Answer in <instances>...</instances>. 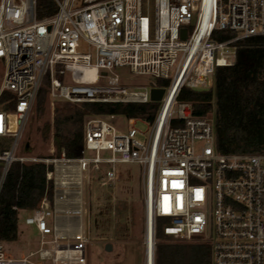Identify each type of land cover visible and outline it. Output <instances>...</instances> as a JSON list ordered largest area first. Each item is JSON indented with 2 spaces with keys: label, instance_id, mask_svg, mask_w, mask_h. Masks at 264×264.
<instances>
[{
  "label": "built area",
  "instance_id": "obj_1",
  "mask_svg": "<svg viewBox=\"0 0 264 264\" xmlns=\"http://www.w3.org/2000/svg\"><path fill=\"white\" fill-rule=\"evenodd\" d=\"M54 2L56 11L39 18L38 0H0V98L5 91L14 96L13 109L0 104V140L12 142L0 153V191L14 161L51 165L47 180L54 191L81 186L83 172L91 176L104 168L107 179L114 180L118 163H137L145 183L146 257L147 227L152 225L153 264L158 220L164 221V234L177 240H207L212 264H264V153H220L213 118L195 116L188 102L177 101L184 85L209 88L217 67L234 65L241 39L264 36V0ZM215 31L232 35L218 40ZM82 44L86 53L80 51ZM118 67L148 80L126 85ZM87 70H94L96 78H86ZM150 77L170 79V84ZM46 78L52 101L73 104L148 103L152 88L166 91L154 121L129 118L126 132L114 124L116 115H87L78 157H68L65 149L53 157L17 156L27 116ZM137 120L150 125L148 136L134 127ZM54 214L44 197L25 218L41 233L40 247L29 253L40 261L31 264L49 258L52 264H86L84 233L75 234L74 241L60 240L47 221ZM52 233L53 239L45 238ZM29 256L8 257L0 240V264H29Z\"/></svg>",
  "mask_w": 264,
  "mask_h": 264
},
{
  "label": "trees",
  "instance_id": "obj_2",
  "mask_svg": "<svg viewBox=\"0 0 264 264\" xmlns=\"http://www.w3.org/2000/svg\"><path fill=\"white\" fill-rule=\"evenodd\" d=\"M56 9L54 0H38L39 18L51 15ZM231 35V32L215 31L213 37L224 40ZM238 45L235 64L217 67L211 87L192 88L184 85L177 101L188 102L195 116L213 113L215 144L220 153H264V36L241 39ZM45 82L49 83V78ZM43 86L38 92L42 101L46 91ZM0 104L13 109V94L5 91ZM160 107V102L155 101L67 103L66 111L57 115L53 124L47 122L44 125L43 138L51 137L54 147L48 157L59 156L63 149L70 158L80 155L87 115H124L153 122ZM180 123L173 121L174 125ZM2 169L3 162L0 161V176ZM50 169L52 166L43 162L12 163L0 191L1 241L10 242L19 238L20 211L35 210L44 197L53 203L54 185L47 180ZM163 222L158 220L156 224L155 264H212L208 242L163 240L168 236L163 232Z\"/></svg>",
  "mask_w": 264,
  "mask_h": 264
},
{
  "label": "rangeland",
  "instance_id": "obj_3",
  "mask_svg": "<svg viewBox=\"0 0 264 264\" xmlns=\"http://www.w3.org/2000/svg\"><path fill=\"white\" fill-rule=\"evenodd\" d=\"M193 24L189 27L192 31ZM81 52H87L86 44H82ZM116 73L121 76L126 85L147 82L146 77L133 76L127 67H118ZM4 73V65L0 62V86ZM173 71L171 72V74ZM161 85L168 87L169 80L150 77ZM45 89L44 100L41 93L27 116L19 145L16 149L17 156H36L45 158L53 151L52 138H43V128L47 122L54 123L57 115L64 113L68 102L52 101L49 96V83H43ZM160 104L161 101H160ZM213 118V113L208 114ZM131 119L124 115H116L114 124L120 132H126L132 125ZM134 127L140 132L150 133V125L137 120ZM140 139L145 135L138 133ZM11 140H0V153L11 146ZM28 144V150L26 146ZM103 155H110V151H103ZM116 177L107 179V169L100 173L87 176L84 181L83 216L88 226L86 237L85 257L86 264H145L146 261V204L145 183L143 167L137 163H118ZM25 210L19 213V238L16 241L4 242L6 255L11 258L21 259L29 256L32 251L38 250L41 238L38 233H26ZM166 239L178 241L173 236ZM181 241V240H179ZM208 242L207 240H204ZM112 245L107 249V244ZM209 243V242H208ZM48 246V245H47ZM30 263L40 261L39 255L29 256ZM44 264H52L45 259Z\"/></svg>",
  "mask_w": 264,
  "mask_h": 264
},
{
  "label": "crops",
  "instance_id": "obj_4",
  "mask_svg": "<svg viewBox=\"0 0 264 264\" xmlns=\"http://www.w3.org/2000/svg\"><path fill=\"white\" fill-rule=\"evenodd\" d=\"M87 177L86 173L83 172L81 178V186H76L72 190H66L63 188L55 189L54 200L52 209L54 215L47 218L49 226L55 229V233L58 235L62 241H74L75 234L82 231L85 237L88 236V226L85 217L83 216V204H84V181ZM81 210V212H77ZM75 211V212H74ZM26 215L29 216L33 213V210H25ZM27 235H32L33 233H38L41 238L40 231L35 225H29L25 222ZM48 240L54 238V233L46 235Z\"/></svg>",
  "mask_w": 264,
  "mask_h": 264
},
{
  "label": "bare ground",
  "instance_id": "obj_5",
  "mask_svg": "<svg viewBox=\"0 0 264 264\" xmlns=\"http://www.w3.org/2000/svg\"><path fill=\"white\" fill-rule=\"evenodd\" d=\"M85 76L88 79H95L96 78V72L94 70H87L85 72ZM171 99V98H170ZM170 99L168 101V105L170 103ZM152 225L147 227V242L149 244L148 251H147V257H146V264H153V254H152Z\"/></svg>",
  "mask_w": 264,
  "mask_h": 264
},
{
  "label": "water",
  "instance_id": "obj_6",
  "mask_svg": "<svg viewBox=\"0 0 264 264\" xmlns=\"http://www.w3.org/2000/svg\"><path fill=\"white\" fill-rule=\"evenodd\" d=\"M182 32H183V33H182V37H183V38H186V36H187V29H183ZM102 74L105 75L106 72H103ZM165 91H166V89L163 88V87L152 88V89H151V100H152V101H155V102H160V101H162L163 96H164V94H165ZM26 150H28V144H27V146H26ZM111 248H112V245H111L110 243H108V244H107V249H111Z\"/></svg>",
  "mask_w": 264,
  "mask_h": 264
}]
</instances>
